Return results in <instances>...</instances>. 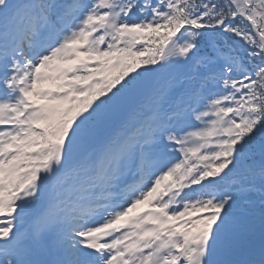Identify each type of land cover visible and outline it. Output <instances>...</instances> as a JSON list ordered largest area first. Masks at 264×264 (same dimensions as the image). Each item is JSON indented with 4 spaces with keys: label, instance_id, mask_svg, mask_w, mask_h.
<instances>
[{
    "label": "snow or ice",
    "instance_id": "snow-or-ice-1",
    "mask_svg": "<svg viewBox=\"0 0 264 264\" xmlns=\"http://www.w3.org/2000/svg\"><path fill=\"white\" fill-rule=\"evenodd\" d=\"M0 264H264V0H0Z\"/></svg>",
    "mask_w": 264,
    "mask_h": 264
}]
</instances>
